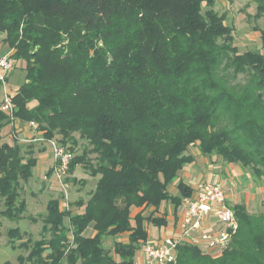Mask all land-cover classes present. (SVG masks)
I'll return each mask as SVG.
<instances>
[{"label":"trees","instance_id":"trees-1","mask_svg":"<svg viewBox=\"0 0 264 264\" xmlns=\"http://www.w3.org/2000/svg\"><path fill=\"white\" fill-rule=\"evenodd\" d=\"M214 2L0 0L2 42L25 72L11 118L0 110V129L12 119L34 123L42 139L69 152L68 174L91 168L87 154L97 162L86 201L67 210L48 203L52 236L30 264H134L147 241L144 223L164 226L161 205L176 209L192 193L183 182L178 196L169 191L194 161L191 147L238 165L264 187V51L239 52ZM253 2L257 20L264 0ZM258 32L264 50V26ZM73 134L90 150L73 156ZM1 152L0 196L9 209L17 178L28 179L36 159L20 164L17 143ZM231 208L238 228L220 255L181 245L174 264H264V212Z\"/></svg>","mask_w":264,"mask_h":264},{"label":"rangeland","instance_id":"rangeland-1","mask_svg":"<svg viewBox=\"0 0 264 264\" xmlns=\"http://www.w3.org/2000/svg\"><path fill=\"white\" fill-rule=\"evenodd\" d=\"M214 1L213 10L219 15H224L226 25L233 29L234 45L237 50L239 52L263 53L264 50L258 30L264 26V14L257 20H253V16L256 14V4L253 0ZM9 50L7 44L0 42V57L5 56ZM23 68V64L20 61L17 62L5 85L0 86V106L5 98L11 99L24 84L25 72ZM238 80L244 81L242 76H239ZM34 106V102L29 104V108ZM22 124L27 125L25 122H22ZM15 131L16 129L12 130L11 124L4 125L0 129V136L2 137L0 138V152L4 144L13 145L17 143L19 145V156L22 158L20 164L27 165L32 159H36V163L31 169V175L28 179L17 178L14 205L7 209L6 202L8 200L0 196V264H19L17 259L21 260L20 264H30L33 260V252L36 248H39L38 245L43 243L41 246H46L52 236L49 225L45 224L48 203L56 200L62 210H67L70 204L77 200L86 201L88 193L95 184V179L89 175V170H93L97 166L94 154H87L85 158V162L89 163L91 168L77 166L73 173L67 174L63 181L57 182L53 173L47 176V172L53 167L54 161L51 148L46 141L24 140L25 135L22 133L16 134ZM38 135L37 133L36 137ZM56 137L58 138V136ZM73 139L76 143L71 149L73 156L81 155L84 150H90L88 143L80 139L79 135L73 134ZM2 154L5 156L7 151H3ZM187 154L193 156L197 161L201 157L196 147H191ZM248 182L250 186H247L246 183H240L239 188L242 192L248 193L249 191L251 195L253 191H257L253 193V198L249 201V207L255 213H262L264 212V206L262 205L264 201L262 200V193L259 192L261 190L259 187L263 186L257 181H255L256 186L253 185L251 180ZM223 183L229 186L228 182ZM225 184L224 186H226ZM252 186L255 187V190L251 191ZM226 200L229 206L233 207V203L229 202L227 196ZM166 211L167 215L171 217L173 208L170 204L167 205ZM6 213L13 215L17 220H8ZM148 214L149 211L144 212V216ZM62 221L63 226L66 227L68 225L67 215L63 217ZM149 229H151V226H148ZM86 235H91L90 229L86 231ZM124 239L125 236L118 237V240ZM113 241L107 239L104 246L107 249H112Z\"/></svg>","mask_w":264,"mask_h":264},{"label":"built area","instance_id":"built-area-1","mask_svg":"<svg viewBox=\"0 0 264 264\" xmlns=\"http://www.w3.org/2000/svg\"><path fill=\"white\" fill-rule=\"evenodd\" d=\"M14 68L15 62L9 55L0 57V86L5 85ZM0 110L11 118L13 106L8 97L3 100ZM27 127L33 131L37 129L34 123H28ZM34 140L45 141L40 135ZM46 143L53 156L55 181L61 182L68 174L71 155L54 140ZM181 206L172 235L160 242L142 243L134 264H174L177 248L181 245L195 247L213 256L227 248L238 225L219 182H198L192 195L182 200Z\"/></svg>","mask_w":264,"mask_h":264},{"label":"crops","instance_id":"crops-1","mask_svg":"<svg viewBox=\"0 0 264 264\" xmlns=\"http://www.w3.org/2000/svg\"><path fill=\"white\" fill-rule=\"evenodd\" d=\"M1 35L2 36H1L0 42H2V39L4 38V35L3 34ZM11 54H12L11 50H9L8 53H6V55H11ZM9 124H11L12 130L16 129L15 131L16 134L22 133L25 135L26 138L24 140L31 141L33 139V141H35L34 139L36 138L37 133L29 129L27 125L20 123L17 119H12ZM198 159L199 160L197 161V159L194 158V161L191 164L184 166L182 170L178 173V178L176 182L171 186V189L169 188L170 194L172 196H178V192L175 188V185L177 182H183L185 185L189 186L192 189V193H193V189L198 182L205 181V180L218 181L222 184L225 190L226 196L229 202L233 203V206L243 205L248 211L255 213L249 207V201L253 198V195H254L253 193L257 192L255 190V187L252 186L253 188L250 189L251 191L253 189L255 190L253 191L252 195L249 191L248 193L245 191L242 192L241 189L239 188L240 183L241 184L246 183L247 186H250L248 182L250 180L253 182V185L256 186L255 184L256 180H254V178L250 175L249 172L243 171L238 165L226 164L215 156L204 157L201 155V157ZM237 175H238V178H237ZM225 181L229 183V186L223 183ZM224 184L226 186H224ZM259 188H261L259 192L262 193V200L264 201V187H259ZM167 205L168 204H162L158 210V213H156L157 217L165 218L166 223L164 226L156 227L152 224L144 223L146 233H147V242H153V243L160 242L166 236L172 235L174 231L176 219L178 217V214L181 213L182 206L180 204L176 209H174L172 206L173 213H172V216L169 217L166 211ZM179 208L181 209L178 211ZM78 212L81 213L82 210ZM138 212L139 210L134 211L132 213V217H134V215ZM68 226H69V222L66 227ZM148 226H151V229L148 230ZM93 235L94 233L91 232L90 236H93ZM137 256H136V259H137Z\"/></svg>","mask_w":264,"mask_h":264}]
</instances>
